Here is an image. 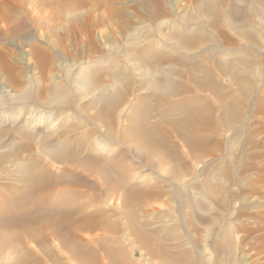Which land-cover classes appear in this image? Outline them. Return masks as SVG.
<instances>
[{
    "label": "rangeland",
    "instance_id": "1",
    "mask_svg": "<svg viewBox=\"0 0 264 264\" xmlns=\"http://www.w3.org/2000/svg\"><path fill=\"white\" fill-rule=\"evenodd\" d=\"M24 1L25 0H9L10 4L4 5L5 3L0 0V3H3L0 5H4L5 8L15 7L14 10L8 8V12L9 9H11L10 14L12 13V18L15 13L20 15V18L23 16V20L25 18L24 16H26L25 20L28 24L27 26L25 25L26 27L23 26L17 31H10V24L7 25L4 21L2 22L0 20V52H2V54L4 53L3 55L7 58L8 62L12 64V68L8 69L5 66V68H7L5 69L3 66L4 63L0 62V64H2L0 65V100L2 101H0V131H3L2 133L5 135V141H7V143L9 142L7 151L11 152L20 148L19 154L22 159H18L17 161H30L31 159V162L32 160L33 162H38L40 159H44L42 162L48 166L50 172L52 171L51 173L58 175L63 173L62 165L59 166V164L50 161L47 157L43 156V153L40 151L43 145V138L46 140L48 137L46 143H50L51 145L53 143L56 145L61 135V138H72L74 142L73 145L77 147L76 144L81 140L80 138L83 140H81V142H84L85 138L86 141L93 140L95 142V138L98 136L102 142L101 145H105L106 147L103 146L99 148L97 146L92 149L90 147L91 145L85 141L86 143H84L87 145L78 149V152L80 151L79 154L83 157H116L119 155V151L111 150V148H122L124 151L127 150L128 155L124 161L133 163L134 165H141L139 169L135 171V176L141 174V177H147L145 180H147L146 182L148 184L152 182L156 190L164 192L161 197L156 199L157 201L155 200L153 204L142 208L141 211L138 212V223L142 225L141 227L144 231L148 229V231L145 232H151L153 234L152 237L154 240L152 242L153 246L150 249L151 253L150 250L147 252L145 248L143 250L136 242V244H134L133 241H125V244L123 242L122 247L127 250V254L130 253L129 255L132 259L130 264H173L174 262V264H264V9L262 8L263 13L260 15L261 20L259 23H257L258 17L256 18L257 20H255L258 24L256 26L254 25L256 28L251 26L253 27L252 30H254L252 31L253 35L255 34L254 38L256 37L255 39H259V41L257 40L258 44H256L255 47H248V52L246 43L244 41H239V45L243 44L244 54L247 52L246 54L250 56L252 52L251 56H253V58L250 56L251 61L249 60V64L246 61L243 62L244 66L243 63L239 66V69H241L240 74L246 76L242 75L247 84L244 83L242 86L244 90H239L228 74L222 75L218 70H215L213 75L218 81L221 94L224 95V97L221 96V98H218L210 91H204V93L203 91L199 92L194 84L189 81L187 75L181 77L183 79L182 81L186 83L188 87L192 88H189V91L184 93L183 97L194 96L195 98H199L200 101L202 100L200 103L204 100H208L206 110L208 109L207 111L214 116L217 115V118L222 115V111L218 105L223 102L227 104L230 102L229 104H231L234 100L233 103L236 104L239 114L234 117L236 118L235 122H237L235 123L234 129L227 130L225 126H218V128L213 129L215 130L214 132L211 131L212 129L210 130L211 135L208 134L209 131H202L204 134L207 132L206 135H208V138L206 148L209 149V152L206 148L205 150L199 151L200 159L198 160H195L194 156L187 150V147L184 146L185 144L181 142L182 140L178 138L177 140L174 136H171L175 138L171 139L176 141V147H182L180 151L181 155L178 154V157L176 156L174 160L177 162L183 160L182 162H184L185 157L187 160H185V162L189 163L188 165L186 164L187 166L184 165V168L180 172L181 175L179 178L181 177V180H175L173 178L171 179L170 172H168L173 168V165H171L173 164L172 162H168L171 163L168 164L169 166H166V161L165 164H157L161 166L158 168L156 163L147 164L141 161L139 156H136L137 153L134 148L128 149V147H124L121 144L119 146L116 141H107L111 138H108V135H104V127L98 125L101 122L96 119L95 115L96 111L98 112L97 109L101 108L106 98L115 92L117 88L121 89L123 87L124 83L121 82V80L118 81L112 78L115 73H119L121 70H124L123 72L128 78L130 76L129 81L131 83L129 94L125 95L121 102L122 104L124 103V106L126 103H131L129 107H133V105L137 106L138 101L136 100H138L139 95L152 92V88L149 87V84L146 88H139L138 83L140 80L144 79L143 68H140L139 62H130L131 56L129 55L137 49V46L138 48H143L145 43L149 42L150 39V41L156 40L158 36L163 35V32H172L170 26L175 21L184 20L185 18L198 14L197 10L194 8V3L197 1L153 0L152 2V0H100L102 3H100L98 9L92 7L95 3L93 0H88L92 2L81 8L76 7V10L74 8V12L73 9H70V11L65 10L63 14L60 15L63 19L57 18L58 16L56 18L53 16L58 23L50 15V5L48 4H50V2L52 3V0ZM57 1L58 0H54L53 2V4L56 2V8H58V5L56 6V4H58ZM213 1L216 3L218 2V0ZM236 3L240 10H243V12L246 10V13L248 12V14H251V12L249 13V11H247L248 7H246V3H244L243 0H238ZM159 5L161 6V11H159L160 15L156 13ZM224 7V5L220 7L222 13H224ZM154 8L156 10H154ZM94 9L95 11H93ZM67 11H69L68 14ZM109 12L111 13L109 14ZM151 12L156 14L155 17L148 16V13L151 14ZM70 13L71 16H69ZM32 16L36 17V19L34 17L31 18ZM19 17L15 18L14 16L15 20H13L14 18L12 19L14 22L12 24L16 25L19 21ZM40 17L44 18V21ZM46 17L51 18L47 20ZM35 20H37V23H35ZM38 20H42L45 25L42 21L38 24ZM3 23L8 27H5ZM47 28H49V30H47ZM230 33L234 37L236 36L234 32L232 33L230 31ZM146 35L147 38L145 39ZM34 46H38L40 47L38 49L46 51L49 59L47 58V61L45 59L39 61L34 56V53L32 54V50L37 48H34ZM157 48H161V46ZM165 50L171 52L169 47H166ZM229 51L233 52L234 50ZM124 56L128 58L125 57V60ZM43 62L45 64H43ZM183 66H181V68L186 70L187 66ZM253 68L254 71L252 70ZM236 69H238V66ZM84 70L89 71V73L87 72L85 74L86 77H83L85 80L80 76ZM242 71L246 73H242ZM253 72L255 73L252 74ZM197 73L202 75L201 71ZM154 74L155 75L151 76L152 78L161 75L158 72ZM91 75H94V77H91ZM140 76H142V78ZM77 83H79V85ZM56 84L57 86L61 85V87L58 86L60 90L62 87L65 88L66 86L68 89V91L65 89L67 93H63V99H59V102L57 99H55L56 101L54 100L55 93L58 90V87L55 88ZM248 85H250L249 87L251 88L248 90L250 93H248L249 95L245 92V88ZM27 86L30 88L27 89ZM65 90H63V92ZM17 91L18 93L15 94ZM26 91L29 92L31 96H29L28 99H21L20 97L26 93ZM45 94L47 97L44 96ZM125 97L127 98L125 99ZM194 97L192 99H194ZM205 97L207 99H205ZM173 98L169 96L167 99ZM100 99L102 101H100ZM150 99L151 101H149V103L152 104V108L149 111L150 118L148 114L146 117L155 122L156 118L157 121L159 120V116L156 114L155 109L157 100L155 98ZM122 104L120 107L117 106L115 110H113L114 117L116 116L113 125L116 123L115 121L118 120V124H115L117 128L121 127V123L122 125L129 122V124H132L131 119L125 122L122 121L119 124L118 116L123 118L127 116L126 114L129 116L133 114L132 116H135L131 111L132 107L129 108L128 106L125 107L124 112L121 111L120 113L121 108L124 107ZM35 108L36 111L39 112L37 114L38 121L32 125L34 128L32 127L28 132V128L30 127L28 125L27 127L22 121L26 116L30 117ZM242 112L246 117H244L245 115L241 116L243 114ZM119 113L120 115H118ZM143 114H145V111H141L138 118H141ZM181 115H184L182 111L176 114V116H178L177 118L182 117ZM176 116L174 115L171 118L175 119ZM143 117L145 116L143 115ZM242 117L244 118L241 119ZM95 119L97 121H95ZM18 124L26 126V128L24 127L26 129L25 132H31L30 134L33 136V139L29 140L25 136H21L20 133H17L15 128ZM99 127H101V129ZM74 134L78 135L74 136ZM87 137H89V139ZM10 144L12 145L10 146ZM180 148L178 149L180 150ZM10 165L12 164L3 168L4 172L0 170V175L4 176L6 174L5 171L7 172L6 175H8V173L12 171V168H14L13 165L12 167ZM163 168L168 171L165 170V172ZM6 169H8L9 172ZM207 173L210 174L211 178L213 177L210 179L215 187L217 186L213 194L208 193L203 186ZM81 174H84L83 177L85 176L84 179H86V183L95 180V178L91 179V176L87 173ZM8 180L9 178L3 180V182H8ZM146 182H144V184ZM155 182H159V185L155 184ZM70 188L77 189L78 187L76 188V186H74ZM82 188L102 196L100 197V204L104 205L100 208L101 210L103 209L106 212H110L114 209L118 210L115 208L117 205L109 204V201L104 199L103 194H100L101 191H98L99 189H90L89 185H84ZM78 195L79 194L69 195L65 200L68 199L71 201V196L73 199L72 202L84 201V198ZM188 198L194 203L192 207H188L185 203ZM90 209L92 208L90 207ZM115 215L112 216L111 219H114L113 221L116 219L119 221L118 223L123 224L124 220L119 216L120 214L117 216ZM153 230H156L155 234ZM118 233L112 236L116 239L120 238V241H123L124 233ZM130 242H133L132 247H130ZM156 242L160 243V245L162 242L163 245L158 248L159 244ZM136 245L137 247H134ZM165 247H167V250ZM131 248L134 252L131 251ZM152 248H154V250H152ZM6 261L8 262L9 259L0 260V264H5Z\"/></svg>",
    "mask_w": 264,
    "mask_h": 264
},
{
    "label": "bare ground",
    "instance_id": "2",
    "mask_svg": "<svg viewBox=\"0 0 264 264\" xmlns=\"http://www.w3.org/2000/svg\"><path fill=\"white\" fill-rule=\"evenodd\" d=\"M1 1L5 3L4 5L10 4L9 0H1ZM93 1L95 3L94 2H93L94 4L92 3L93 4L92 7L95 8H98L100 3H102L100 2V0L99 1L93 0ZM195 1L197 2L194 3V8L197 10L198 14L192 15L189 18H185L184 20L175 21L170 26V28H172V32L171 31L163 32L162 33L163 35L157 37L158 39L156 38V40L153 41H150L151 40L150 39L149 42L145 43V46L143 48H138L137 46L136 47L137 49H135V51L132 52L131 55H129L131 56L130 62L132 61L139 62L140 68H143L144 79L140 80V82L138 83L139 88L142 89L146 88L148 87V84L149 87L152 88V92L138 96V100H136L138 101L137 106L136 105L135 106L133 105V107L131 106L132 107L131 111L134 113L135 116L133 117L132 116L133 114H130L131 111L129 112L131 116H129L128 114H126L127 116L125 115L126 117L124 116L125 118L118 116L120 115L121 111L124 112L125 107L127 106L129 107V105L131 104V103L130 104L126 103L124 101L126 103V105L124 106L123 105L124 103L123 104L121 103L123 97L129 94L130 85H131L129 81L130 76L128 78V76L124 74L123 72L124 70L119 71V73H115L114 77H112L113 79L115 78V80L118 81L121 80V82L124 83L123 87L121 89L117 88L118 90L116 89L115 92H113L112 94L109 93L110 95L107 98L105 97L106 100L104 104L102 103L103 105L101 106V108L99 107L100 109H97L98 112L96 111V115H95L96 119L102 123L98 125L104 127L103 129V131L105 130L104 135L106 136L108 135V138L114 140L113 141L111 139L110 140L108 139L107 141L109 142L116 141L119 144V146L121 144L124 147H128V149L134 148L135 152L137 153L136 156L138 155L140 160L146 162L147 164L156 163V166H158L159 164H163V163L165 164L166 161L167 162L166 166H169L168 164L171 163L168 162H172L173 164L171 165H173V168H171L172 170L170 169L171 171L170 170L168 171L167 169L164 168L163 169L164 171L166 170L170 172L171 179L173 178L175 180H179L181 178V177L179 178V176L181 175L180 172L184 168V165L187 166L189 163L185 162L186 160L185 157H184L185 164L184 162H182L183 160L181 159H180L181 162L178 160L181 164L176 160H174L178 154L181 155L180 151L182 147L181 148L178 147L180 148L179 150L176 147V141L173 140L175 138L182 140L181 142L185 144L184 146L187 147V150L190 151L191 155L194 156L195 160H198L200 159L199 151L203 149L205 150L207 138H208V135H206L207 132L206 134H204L202 133V131L203 130L209 131L208 134H210V132L211 131L214 132L215 130L213 129L218 128V126H225L227 130L234 129L235 123H237L235 122L236 118L234 117L239 114L238 108H236V104L233 103L234 100L231 102V104H229L230 102L228 104L223 102L220 105H218L222 111V115L219 118H217L218 116L216 114L215 115L217 117L214 116L212 113L208 112L207 111L208 109L206 110L208 100L205 101L203 99L205 102L203 101L202 103H200L202 100L200 101L199 98H195L194 96H193L194 99H192L193 98L192 96H191L192 98L190 96L183 97V94L188 92L189 88L191 87H188V85L182 81L183 79L181 77H183V75L184 76L187 75L189 81L194 84V86L198 89L199 92L203 91L204 93V91H210L218 98H221V96L224 97V95L221 94V91L218 86V81L215 79L213 75L214 71L218 70L222 75L228 74L231 80L239 88V90H244L243 89L244 87L242 88V86L244 85V83L246 84V80L242 77V75L244 74L242 75L240 74L241 69H239L240 68L239 66H241L240 64H242L243 62L247 61L248 63L249 60L251 61L250 56L252 52L250 51L251 52L250 56L249 54H246L247 52H245L244 54L243 46H242L243 44L239 45V41H244L247 45L246 46L247 49L248 47H255V45L258 44L257 40L259 41V39L258 38L255 39L256 37L254 38L255 34L253 35L252 31L254 30L252 29L253 27L256 28L255 26L258 25L257 23H259V21L261 20L260 15H262L263 13L262 10L264 9L263 7L264 0H243L244 3H246V7L249 8V9L247 8V11H249V13L251 12V14H248V12L246 13V10L243 12V10H240L238 8L239 6L236 3V1L238 0H218L217 3L214 2L213 0H195ZM24 2H26V0ZM53 2L54 0H52V3L50 2V4H48L50 5L49 7L50 15L52 16V18L54 17L56 18L58 16L57 18L63 19L62 16L60 15H62L65 10L70 11V9H73L74 12V8L76 10V7L78 8L84 7L92 1L89 2L88 0H58L57 1L58 4H56V6L58 5V8L55 7L56 2L54 4ZM221 4L225 6L224 8L226 11L223 10L224 13L220 11V7L222 6ZM4 5L3 6L0 5V20L2 22L4 21L7 25L10 24L9 25L10 31L11 30L17 31L19 28L28 25L26 23L27 21L25 20L26 16H24L25 17L24 18L25 21H24L22 19L23 16H21L22 18H20L19 17L20 15L16 13L15 14L18 16H16L15 14L14 16L15 18L19 17L18 18L19 21L16 25L12 24L14 23L12 21L14 16L12 18V13L10 14L11 9H9L8 12V8H12L14 10L15 7L5 8ZM154 10L156 9L154 8ZM69 11H67V14L69 13ZM93 11H95V9ZM159 11H161L160 5L158 6L156 13L158 14ZM111 12H109V14ZM155 15L156 14H154L153 12H151V14L148 13V16L155 17ZM34 16H32L31 18H33ZM69 16H71V13L69 14ZM257 17H258V22L256 23L255 20H257L256 19ZM15 18L13 20H15ZM34 18L36 19V17ZM50 18L46 17L47 20H50ZM41 19L43 20L44 18ZM35 21L34 22L37 23V20ZM41 21L38 20V24H40ZM56 22L58 23V21ZM5 23L3 24L5 25ZM7 25H5V27ZM47 30H49V28H47ZM230 31L232 33L234 32L236 36L234 37L230 33ZM146 38L147 35L145 39ZM159 46L163 48L162 49L157 48ZM35 47L37 48L34 49ZM166 47H169L171 49V52L170 51L167 52L165 50ZM34 48H33L34 50H32V54L34 53V56L39 61H41L42 59H45L47 61L49 59L48 58L49 56L46 53V51L38 49L40 48L38 46H34ZM229 50H234V51L232 52ZM3 54L2 52H0V62L4 63L3 65L4 68L5 66L8 69L12 68V64L8 62L7 58ZM125 57L126 56H124V58ZM251 57L253 58V56ZM44 62L43 64H45ZM250 64L253 65L252 63ZM183 65L187 66L186 70L181 68V66ZM237 66L239 70L236 69ZM252 70L254 71V68ZM200 71L202 72V75H199L197 73V72L200 73ZM87 72L89 73V71L84 70L81 73V75L80 74L79 75L82 76L83 78ZM157 72L160 73L161 75L152 78L151 76L155 75L154 73ZM244 72L242 71V73ZM254 73L255 72H253L252 74ZM92 76L94 77V75H91V77ZM140 77L142 78V76ZM83 80L85 79L83 78ZM77 84L79 85V83ZM58 86L61 87V85ZM58 86L56 84L55 88H57ZM249 86L250 85H248L245 88L246 89L245 92L247 94L249 93L248 90L251 89ZM28 88L30 87L27 86V89ZM65 89H67V86L65 88L62 87L61 90L58 87L55 96L53 95L54 100L57 99L58 101L59 99H61L64 96L65 92L67 93L68 91V89L67 91ZM63 90L65 91L63 92ZM17 93L18 91L15 94ZM29 96H31V94L26 91V93H24L20 98L28 99ZM44 96L47 97L46 94ZM169 96H172V98L173 97L174 98L167 99ZM126 98L127 97H125V99ZM150 98H155L157 100L155 109H156V114L159 116V120L157 121L156 118L155 122L149 120L150 118L149 111L152 108L151 106L152 104L149 103V101H151ZM205 99L207 98L205 97ZM100 101L102 100L100 99ZM121 104L124 107L121 108L120 113L117 115L119 117V124L122 121L125 122L130 119L132 124H129L130 123L129 122L127 124L124 123L122 125L121 123V127L117 128L115 124L116 123L118 124L117 122L118 120L115 121L116 123H114L113 125V122L116 119L115 118L116 116L114 117L113 110H115V107L117 106L120 107ZM141 111H145V114H143L145 117H143L142 115L141 118H138ZM181 111L184 113V115L183 116L181 115L182 117L177 118L180 113L178 114V116H176V114ZM38 113L39 112L36 111L35 108L32 111L31 116L30 117L26 116L22 121L26 126L28 125L30 127L28 128V132L29 129L33 127L32 125L38 121L37 120ZM147 114L149 118L146 117ZM174 115L176 116V118L175 119L171 118ZM244 115L245 114L243 113L241 116ZM244 117H246V115ZM244 117H242L241 119H243ZM96 119L95 121H97ZM26 126H23V124H18L16 128L14 126L13 127L15 128V131L17 133L21 134V136L23 135L27 139L31 140L33 139V136L30 134L31 132L30 133H26L27 131L25 132ZM163 126H167V127H163ZM99 128L101 129V127ZM2 132L3 131H0V170H3L4 172L3 168L8 166L9 164H12L14 166V168H12V171L10 169L11 172H9L8 169H6L10 174L8 173V175H6L7 172L5 171L6 173L4 175L5 177L0 175V260L9 259V261L8 262L6 261L5 264H130V261L132 259L131 256L129 255L130 253L127 254L126 252L127 250L122 247L123 242L124 244L125 241L127 242L133 241L134 244L138 243L143 248V250L145 248L147 252L148 250L151 249V247L153 246L152 242L154 240L152 237L153 234L151 232L150 233L145 232L148 231V229L147 230L145 229L144 231V229L141 227L142 225L138 223V219H139L138 212L141 211L142 208H145L146 206L153 204V202L159 197H161L164 194V192L160 190H156L154 188L155 185L152 182L151 184H148L146 182L147 180H145V178L147 177H141V174L135 176V171H137V169H139V166L141 165H134L133 163L124 161L126 160L128 155L127 150L124 151L122 150V148H117V149L111 148V150L119 151V155L116 157L115 156L83 157L81 154H79L80 151L78 152V149H81L83 148L84 145H87L85 144L86 142L89 145H91L90 147L92 149L97 146L99 148L105 146V145H101L102 142L98 138V136L95 138V142L93 140H92L93 142L91 140L86 141L85 138L84 142L85 141L86 142L84 143L81 142L82 138H80L81 140L76 144L77 147L73 145L74 142L70 137H69L70 139H68V137L61 138L60 135L56 145L53 143L52 145L50 143L49 144L46 143L48 137L46 138V140L43 138L42 140L43 145L41 146V150H40L43 153V156L47 157L50 161L59 164V166L62 165L63 167L62 170L63 173L55 175L51 173L52 171L50 172L48 166L44 162H42V160L44 159L42 160L40 159V161L38 162L36 161L33 162V160L31 162V159L30 161H26V160L17 161L18 159H22L20 158V154H19L20 148L8 152L7 146H9L8 144L9 142L7 143V141H5L4 139L5 135ZM75 135L76 134H74V136ZM171 136H174L175 138ZM87 138L89 139V137ZM11 145L12 144H10V146ZM206 150L209 152V149L206 148ZM12 165L10 166L12 167ZM160 167L161 166H158V168ZM81 173H87L91 176V179L95 178V180H91L89 183H86V179H84L85 176L83 177L84 174L82 175ZM8 178H9L8 182H3V180ZM210 178H211L210 174L207 173L203 186L208 193L213 194L217 186L215 187V185L211 181L213 177L211 179ZM144 182L146 183L144 184ZM158 183L159 182L157 183L155 182V184ZM84 185L86 186L89 185L90 189L91 188L95 190L99 189L98 191L99 192L101 191L100 194L101 195L103 194L104 199L106 201L108 200L109 204L111 203L112 205H117L115 208H117L118 210L114 209L110 211L111 213L106 212L103 209L101 210L100 208H102V205H104V204H100L101 203L100 197L102 196L84 190L82 188ZM74 186H76V188L78 187L77 188L78 190L70 188ZM80 188H82L83 190ZM73 194L81 195L84 198V201L72 202L73 199L71 198V196ZM69 195H71L70 196L71 201H69L68 199H67L68 201L65 200ZM185 203L187 204L188 207H192L194 204L190 198H188L187 202ZM90 207L92 209H90ZM115 214L123 218L124 220V223L122 222L123 224L118 223L119 221L116 219H115L116 222L113 221L114 219L113 220L111 219V217L114 216ZM155 231L153 232L154 234ZM118 232L124 233L123 241H120V238H117L118 239L117 240L114 236H112ZM132 243L130 247H132L133 245ZM156 243L159 244L158 248L159 246L163 245L162 242L161 245L158 242ZM134 247H137V245ZM165 248L167 250V247ZM152 250H154V248H152Z\"/></svg>",
    "mask_w": 264,
    "mask_h": 264
}]
</instances>
